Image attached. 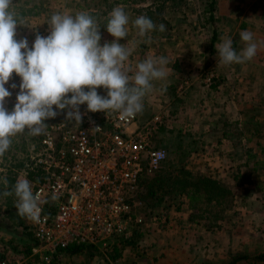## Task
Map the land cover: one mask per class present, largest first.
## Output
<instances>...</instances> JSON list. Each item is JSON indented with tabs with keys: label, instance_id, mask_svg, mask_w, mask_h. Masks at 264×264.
Masks as SVG:
<instances>
[{
	"label": "rangeland",
	"instance_id": "1",
	"mask_svg": "<svg viewBox=\"0 0 264 264\" xmlns=\"http://www.w3.org/2000/svg\"><path fill=\"white\" fill-rule=\"evenodd\" d=\"M162 1L156 0L151 9ZM208 1L166 0V8L160 14L163 20L153 21L157 27L164 24L166 31L154 30L140 37L150 44L149 56H163L168 61L165 66L167 77L152 82L153 90L145 96L143 111L138 114L139 121L154 115L163 117L155 144L165 149L166 160L156 172L148 173L147 179L154 177L162 168L165 171L160 174L171 172L173 176H180L178 169L183 168L189 173L210 175L232 184L235 173L250 172V166L244 163L249 158L252 165L254 159L250 156L258 153L257 141L264 145V132L253 135V123L232 124L240 116L239 110L244 111V120L254 114V122H264V0H214L212 21L208 19L206 10ZM13 3L12 10L18 21H22L17 25L15 39H27L31 48L36 35H49L47 23L54 13L91 14L101 27L103 45L115 39L105 28L108 14L114 7H123L129 17L128 28L133 26L132 22L137 17L146 14L144 7L152 4L153 0H13ZM213 27L217 35L210 47ZM244 30L254 34L258 43L256 56L244 64H218L215 46L222 42V38L230 37L239 53L245 46L240 39V32ZM133 33L138 37L134 28L119 41L132 52L125 62V67L131 69L129 75L136 71V65L143 59L134 55L138 45L135 48L131 39ZM142 51L138 47L136 54L141 56ZM208 71L217 77L215 88L206 87L203 82ZM184 82H187L186 86L178 91ZM20 83L21 78L13 73L5 85L11 92L5 100V108L9 112L16 103ZM12 84L17 87L13 89ZM97 91L102 96L107 94L103 88ZM86 107V104L81 105L80 109ZM63 117L64 114H60L45 123L49 125ZM232 131H242V134L231 137ZM225 133L229 135L225 137ZM41 136H31L25 131L12 137L10 149L0 157V192L5 190L2 182L5 178L14 179V185L24 173L29 176V172H38L33 157L40 147ZM27 163L31 166L24 168ZM9 186L8 181V190L12 187ZM171 196L172 193H165L161 205L155 208L143 206V223L132 231L131 236L116 238L105 254L83 246L74 254L60 251L48 257L47 261L40 258V253L32 254L34 237L31 221L17 215L15 197L0 196V237L3 238L0 255L2 258L21 257L24 264H110L114 260L122 264H227L236 253L264 251L262 171L252 172L248 183L232 186V194L226 196L222 206L206 210L203 207L200 211L186 210L184 195L169 205ZM178 204L181 208L176 210ZM181 210L186 213L183 219L185 226L179 228L175 226L173 217ZM30 245L31 250L27 253ZM238 264L264 262L243 261Z\"/></svg>",
	"mask_w": 264,
	"mask_h": 264
},
{
	"label": "clouds",
	"instance_id": "2",
	"mask_svg": "<svg viewBox=\"0 0 264 264\" xmlns=\"http://www.w3.org/2000/svg\"><path fill=\"white\" fill-rule=\"evenodd\" d=\"M13 6V0H0V157L10 149L12 137L25 131L31 136L44 134L48 127L45 121L60 114H64L65 122L78 125L88 112H103L106 116L115 112L121 119L132 118L143 111V100L153 90L152 82L168 75V61L163 56L146 58L129 75L131 69L125 67V62L131 50L119 42L128 34L129 17L121 6L114 7L107 17L106 31L115 38L111 42L101 45V27L91 14L54 13L47 23L49 35H36L31 48L27 39H15L22 21H18ZM132 24L141 38L154 30L166 31L164 24L157 27L146 15ZM240 39L245 46L237 53L232 39L222 38L215 46L218 64H244L256 56L254 34L241 31ZM13 73L21 83L9 112L5 100L11 92L5 85ZM100 88L106 90V96L98 94ZM85 104L86 111L81 113L80 106ZM2 182L5 190L0 196H14L17 215L38 223L40 197L34 194L31 182L19 178L10 190L7 179ZM58 198L55 193L50 197L52 201Z\"/></svg>",
	"mask_w": 264,
	"mask_h": 264
},
{
	"label": "built area",
	"instance_id": "3",
	"mask_svg": "<svg viewBox=\"0 0 264 264\" xmlns=\"http://www.w3.org/2000/svg\"><path fill=\"white\" fill-rule=\"evenodd\" d=\"M216 78L208 71L203 82L211 87ZM162 125L161 115L139 121L138 114L121 119L115 112H88L80 125L65 122V116L49 124L33 157L41 181L21 175L40 197V221H31L32 254L47 261L73 245L105 254L116 238L131 236L143 223L137 196L141 174L155 172L166 160L165 149L155 144ZM53 193L59 197L55 201ZM0 264H24V259L1 258Z\"/></svg>",
	"mask_w": 264,
	"mask_h": 264
},
{
	"label": "trees",
	"instance_id": "4",
	"mask_svg": "<svg viewBox=\"0 0 264 264\" xmlns=\"http://www.w3.org/2000/svg\"><path fill=\"white\" fill-rule=\"evenodd\" d=\"M156 0H153V3L149 6L144 7L147 9L146 15L148 18H150L152 21L157 20V22L162 21L163 19H160V14L162 9L166 8L165 2L166 0H163L162 3L156 5L154 9H151L154 7ZM214 0H209L206 2V10L208 11V19L210 21L213 20V10L212 6L214 5ZM159 18V19H158ZM213 30V37L211 40V45L214 41V38L216 37V32L214 27ZM213 49L211 48L210 52H212ZM216 81V80H215ZM213 85L211 87H215ZM254 114L250 116L248 119V124L254 125V129L252 131L253 135H258L264 132V122L255 121L253 120ZM242 134V131H232L230 135L228 133H225V137L227 135L231 137H238ZM257 146L259 148L258 153H254L250 156L253 160V163H249L248 159L245 160L244 165L250 166V172L247 174H239L238 172L233 175V181L232 184H229L228 182L224 181V179H220L217 177H213L210 175H203L200 173H189L185 171L183 168L178 169L181 173L180 176H173L170 173L166 174H160L162 172V169L158 171L152 177L149 178L148 173L144 172L141 174L139 184H138V198L142 201V205L138 208L139 214L144 217L143 213V206L145 208L148 207L149 209L155 208L156 206L161 205L162 201L164 200V194L165 193H172L171 199H169V205L174 204L176 198H181L183 195L186 198L187 206L186 209H197L202 210L203 207H205V210L208 207H218L222 206L224 200L226 199V196H230L232 194V186L237 184H245L250 181V177L252 172L262 171L264 175V145L260 144L259 141H257ZM250 160V159H249ZM24 166V165H23ZM31 166L30 163H27V165L24 166V168H29ZM37 173L29 172V177L35 181H41V174L40 170H37ZM165 171V170H163ZM156 172V171H155ZM171 174V175H170ZM7 181H9V187L13 185L14 179L7 178ZM236 182V183H235ZM3 186V185H1ZM2 188V187H1ZM181 203V202H180ZM167 205V206H169ZM176 210H179L181 206L178 204L175 206ZM11 215V213L9 212ZM192 216V214H191ZM16 225H19V221L16 223ZM3 238L0 237V241H2ZM83 245H73L69 246L66 249H63L62 251L67 252L68 254H74L76 252H79L82 250ZM27 253L31 250V245L27 248ZM24 253V251H21ZM3 256L0 255V259ZM264 262V251L254 253V254H240L236 253L232 256L231 260L227 264H238L240 262Z\"/></svg>",
	"mask_w": 264,
	"mask_h": 264
},
{
	"label": "crops",
	"instance_id": "5",
	"mask_svg": "<svg viewBox=\"0 0 264 264\" xmlns=\"http://www.w3.org/2000/svg\"><path fill=\"white\" fill-rule=\"evenodd\" d=\"M230 22V21H229ZM232 22H234V21H232ZM242 22V21H241ZM241 22L239 23V26H240V24H241ZM128 30H131L132 32H133V30H134V27L133 26H129L128 27ZM131 39H132V41H134L135 42V48H136V44L138 45V47H141L142 49H143V51L142 52H140V54H141V56H139V55H137L136 54V51H137V48H136V50H135V57H138V58H143L141 61H144L146 58H148V57H151V56H149V52H150V44L149 43H146L145 41L143 42V40H141L140 39V37L138 36H135V34L133 33V34H131ZM144 52V53H143ZM132 53V52H131ZM215 88V87H214ZM239 114H240V116H238L237 117V119H235V120H233V122H232V124H238V125H242V123L244 124L245 122H247L248 120H244V118H242V116H243V114H244V111L243 110H239V112H238ZM244 117V116H243ZM253 119H254V117H253ZM248 123V122H247ZM250 125V124H249ZM223 140H226L225 138H223ZM246 184V183H245ZM187 210V209H186ZM178 214V215H177ZM176 215H177V217H176ZM176 215H175V217H173V219H175V220H173V222H175V226H179V228H181V227H184L185 226V221L183 220L184 219V216L186 215V213L184 212V210L182 211L181 210V212L179 211H177V213H176ZM179 216V217H178ZM179 218V219H178ZM179 220V221H178ZM178 221V222H177ZM177 222V223H176ZM184 223V224H183ZM166 226H167V224H165ZM181 226V227H180ZM180 230V229H179Z\"/></svg>",
	"mask_w": 264,
	"mask_h": 264
}]
</instances>
